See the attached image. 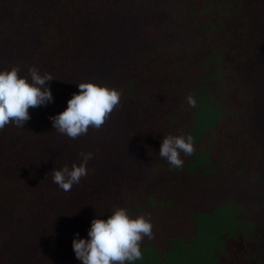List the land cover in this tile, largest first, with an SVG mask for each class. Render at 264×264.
Wrapping results in <instances>:
<instances>
[{
    "label": "trees",
    "instance_id": "16d2710c",
    "mask_svg": "<svg viewBox=\"0 0 264 264\" xmlns=\"http://www.w3.org/2000/svg\"><path fill=\"white\" fill-rule=\"evenodd\" d=\"M240 2L0 0V264H261L239 206L176 192L223 173L246 61L221 38ZM154 6L150 35L136 14ZM157 75L154 102L135 104ZM133 123L155 134V166L138 165ZM36 189L59 208L24 240L17 196Z\"/></svg>",
    "mask_w": 264,
    "mask_h": 264
},
{
    "label": "rangeland",
    "instance_id": "374dc122",
    "mask_svg": "<svg viewBox=\"0 0 264 264\" xmlns=\"http://www.w3.org/2000/svg\"><path fill=\"white\" fill-rule=\"evenodd\" d=\"M246 1L242 0L240 4L248 7L247 13H242L238 22L229 23L221 38L222 44L227 48V59L239 55L238 64L244 57L246 61L242 64V79L236 89L237 91L240 88L241 93L230 99L234 116L227 121V125L224 124L226 131L223 133L227 145L220 154L224 160L223 173L198 185L189 184L183 191L176 192L180 198L178 203L182 202V206L186 208L190 204L207 208L212 204L228 202L239 206L247 216L248 222L250 221V253L258 256L261 264H264V241H259V235H264V0H250L251 2L247 4ZM30 11V15H35L34 10ZM165 12L167 11L156 10L155 6L148 9L144 7L138 9L136 16L143 25L147 23L148 34L156 35L161 29L159 26ZM144 18L147 22H144ZM153 26L157 29H152ZM163 34L170 39L173 35L168 31H164ZM189 34L183 35L184 42L188 41L185 38L189 37ZM184 54L182 53L180 57ZM177 57L178 55L172 56L170 59ZM158 78L157 75L148 79L145 83L146 98L136 100L135 104L140 105L144 101L152 102L155 99L154 90L160 84ZM218 98L221 99L220 96ZM142 121L144 122V118ZM147 127L138 123L130 125L128 129L135 137L128 145L135 150L138 165L140 157H149L150 164L155 166L157 160H153L152 157L156 152L152 145L155 134L148 132L151 129ZM118 136L120 140L127 139L126 135ZM148 137H151L150 143ZM148 169L149 167L146 171ZM42 195L46 194H42L40 189L31 194L19 191L17 196L19 204L24 207L20 209L21 224L13 232L21 235V239H33L36 235L46 234L41 226L52 221L56 206L59 208L57 204L50 209L53 199L41 197ZM37 219L42 223L39 224Z\"/></svg>",
    "mask_w": 264,
    "mask_h": 264
}]
</instances>
